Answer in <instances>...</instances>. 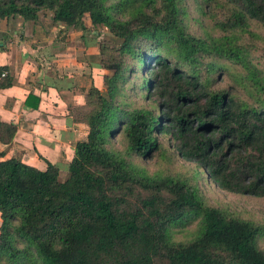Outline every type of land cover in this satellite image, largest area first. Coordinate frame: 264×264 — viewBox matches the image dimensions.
Wrapping results in <instances>:
<instances>
[{
  "label": "trees",
  "instance_id": "obj_1",
  "mask_svg": "<svg viewBox=\"0 0 264 264\" xmlns=\"http://www.w3.org/2000/svg\"><path fill=\"white\" fill-rule=\"evenodd\" d=\"M187 1L0 0L1 20L50 12L86 31L88 17L119 42L100 44L105 90L93 86L72 111L90 131L70 177L50 162L0 161V264H264V225L201 191L206 181L264 199V67L254 60L264 0H195L212 22L204 37L187 26ZM14 83L0 67V89ZM17 131L0 121V142ZM169 154L194 164L192 175H151L136 162ZM194 223L192 240H174Z\"/></svg>",
  "mask_w": 264,
  "mask_h": 264
},
{
  "label": "crops",
  "instance_id": "obj_2",
  "mask_svg": "<svg viewBox=\"0 0 264 264\" xmlns=\"http://www.w3.org/2000/svg\"><path fill=\"white\" fill-rule=\"evenodd\" d=\"M85 21L86 31H68L50 12L36 21L0 19V67L15 79L12 88L0 89V121L18 130L12 143L0 142V161L14 158L42 171L47 162L69 169L76 144L87 140L89 127L72 111L86 104L93 86L105 90L107 71L97 33Z\"/></svg>",
  "mask_w": 264,
  "mask_h": 264
},
{
  "label": "rangeland",
  "instance_id": "obj_3",
  "mask_svg": "<svg viewBox=\"0 0 264 264\" xmlns=\"http://www.w3.org/2000/svg\"><path fill=\"white\" fill-rule=\"evenodd\" d=\"M188 15H187V26L194 34L199 36H206L213 32L212 22L202 16V12L199 4L195 0L187 1ZM87 22L89 18H86ZM86 23V21H85ZM257 29V25H254ZM91 27V32L96 31V41H99V45L102 42L115 43L118 45L119 42L114 39L110 31L103 27ZM260 29V28H259ZM264 33V29H260ZM98 42V41H97ZM259 49L255 51L254 60L264 67V45L259 44ZM101 53V51H100ZM107 74L111 75L112 72L107 71ZM117 152L126 154V145L122 138L118 137L114 143ZM170 155V154H169ZM171 156V155H170ZM161 158L157 156L151 160H136L137 164L140 165L145 171L151 175H162L167 177L168 175L183 176L192 175L193 170L196 168L194 164L188 163L181 158ZM60 179L66 181L70 177V172L67 166H61L60 168ZM201 191L208 205L221 209L227 213L240 215L245 219L252 220L256 223L264 225V199L243 197L231 193H227L219 189L216 185L211 182H201ZM198 229V223L191 224L185 227H178L173 230L174 240L177 242H186L194 238V234ZM261 247L264 249V239L261 240Z\"/></svg>",
  "mask_w": 264,
  "mask_h": 264
},
{
  "label": "built area",
  "instance_id": "obj_4",
  "mask_svg": "<svg viewBox=\"0 0 264 264\" xmlns=\"http://www.w3.org/2000/svg\"><path fill=\"white\" fill-rule=\"evenodd\" d=\"M7 74H4L3 77H5Z\"/></svg>",
  "mask_w": 264,
  "mask_h": 264
}]
</instances>
